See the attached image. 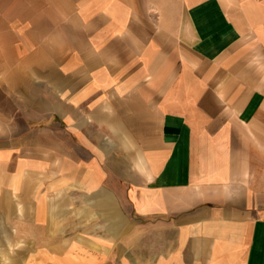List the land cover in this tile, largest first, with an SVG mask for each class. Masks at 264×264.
Segmentation results:
<instances>
[{"label":"crops","instance_id":"0c3cea01","mask_svg":"<svg viewBox=\"0 0 264 264\" xmlns=\"http://www.w3.org/2000/svg\"><path fill=\"white\" fill-rule=\"evenodd\" d=\"M0 264H264V0H0Z\"/></svg>","mask_w":264,"mask_h":264}]
</instances>
